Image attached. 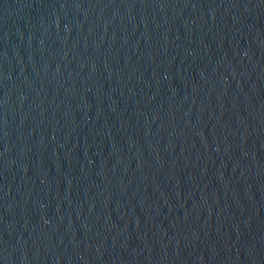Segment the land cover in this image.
<instances>
[{"label":"water","instance_id":"water-1","mask_svg":"<svg viewBox=\"0 0 264 264\" xmlns=\"http://www.w3.org/2000/svg\"><path fill=\"white\" fill-rule=\"evenodd\" d=\"M0 264H264V0H0Z\"/></svg>","mask_w":264,"mask_h":264}]
</instances>
